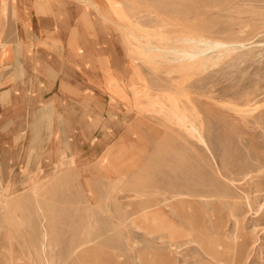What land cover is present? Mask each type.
<instances>
[{"label":"rangeland","instance_id":"rangeland-1","mask_svg":"<svg viewBox=\"0 0 264 264\" xmlns=\"http://www.w3.org/2000/svg\"><path fill=\"white\" fill-rule=\"evenodd\" d=\"M67 1L81 8L72 18L74 26L88 34L87 41L100 42L98 52L72 53V67L65 74L73 82L94 77L100 84L85 86V91L73 85L68 91L73 108L81 103L87 108L85 118H71V140L78 147H52L59 135L58 125L52 127L53 121L58 124L55 110L29 112L22 134H13L10 141L6 130L16 126L3 127L0 264H45L44 236L54 264H69V252L77 244L98 242L112 255L113 264H138L128 235L137 234V249L155 248L159 242H152L143 228L127 224L132 202L162 198L172 189L210 193V202L222 210L238 200L236 210L250 232L254 223L264 222V216L259 217L264 197L258 198V207L239 188L242 180L230 181L256 154L264 161V0ZM180 35L224 41L230 49L181 58L173 50L190 49L192 42ZM3 43L0 37V50ZM3 56L0 53V75L11 70ZM169 109L178 114L181 110L192 122L196 119L208 146ZM58 119L63 129V118ZM84 119L87 123L81 124ZM126 155L134 162L115 172ZM260 226L252 233L256 245L246 264H264ZM193 256L190 251L188 260Z\"/></svg>","mask_w":264,"mask_h":264},{"label":"bare ground","instance_id":"bare-ground-1","mask_svg":"<svg viewBox=\"0 0 264 264\" xmlns=\"http://www.w3.org/2000/svg\"><path fill=\"white\" fill-rule=\"evenodd\" d=\"M193 5L196 6L197 4H193ZM231 7H235V5ZM235 17L237 16L235 15ZM255 21L257 22V20ZM233 28L235 27L233 26ZM244 29H247V28L244 27L243 30ZM180 36L181 38L183 37L182 41L192 42V46L190 49L185 48L182 50L180 49L173 50L181 58L193 57L200 53L203 54V56H206L207 53L212 54V52L216 48L223 49L224 52L229 51L230 49L228 43L224 41L206 39L200 35H194V36L185 35L186 37H184V35L183 36L180 35ZM238 46H241V45H238ZM235 51H238V50H235ZM236 54L237 52L235 53V55ZM226 57L227 56H225V58ZM240 57L238 58L239 59L243 58V57L241 58ZM238 62H240V60ZM227 64L229 65L231 63L228 62ZM106 73H109L111 76H114V74L111 73L110 70L108 69ZM237 85L239 87L238 83ZM237 105L238 104H236L235 106ZM169 111L171 110L169 109ZM241 111H245V109H242ZM176 112L177 111H175L174 113L172 112V114H174L172 116H175L180 124H182L189 132H191L195 137H197L199 139V142L203 146H208L206 143V140H204V137L199 127H197L195 124L196 119L195 121L192 122L190 121L191 119L187 120L186 115L181 113V110L179 114ZM102 160L104 161V159ZM120 162L121 164L119 163V166L121 169L115 171L117 173H121L125 171L126 165L134 161L130 156L126 155L123 157V159ZM112 168L114 167L112 166ZM240 180H242L243 183H241L240 185L238 184L237 185L241 189L242 193L246 196L248 201L252 203L257 202L256 205L257 206L260 205L258 198L260 196L264 197V161H262L261 157L258 154L255 155L250 165L244 167L243 169H240L237 175H233L230 177L231 183L240 181ZM210 196H212L210 193H198V192L183 191L181 189H172V191H170L168 194H164L162 198L152 199V198L142 197V198L134 199V201L132 202L133 210L129 213L127 217V222H128L127 224L134 226V227L143 228L145 233L151 234L150 237L151 239H153L152 242L154 243L159 242V245L156 246L155 248H142V249L138 248L137 249L138 246L136 245V242H135L137 240L135 239V236H137V234L128 235V239H130L129 245L131 247V250L134 251L135 253V257L137 258L138 264H177V263H180V264H246L248 262L247 259L249 258V254L251 253L250 252L251 247L256 245L255 244L256 239L253 238L252 233L256 230L258 226L260 225L264 226V222L258 221L257 223H254L252 227L253 231L250 232L249 230H247L246 221H244V219H241L240 217L242 212L241 211L237 212L236 210L237 206H239V203L237 202L238 200L228 202L229 199L227 198L226 202L229 203V206L225 210H222L215 203L210 202V199H209ZM217 199H219V197H217ZM209 203H211V205H209V208L207 209L203 208V206H207ZM261 206H262V203H261ZM252 208H254V206ZM255 210H257V207ZM262 216H264V211H262V213L260 214L259 216L260 219ZM98 237L99 236H96L95 239ZM45 238L46 237L44 236V239L41 241L42 252L45 253V255L47 256V260L45 264H54L50 258L51 248L49 246V243L45 241ZM257 238H258V234H257ZM94 240L93 242H95ZM190 251H192L194 254L193 256L194 260L192 261L188 260V255ZM69 256L71 257L69 264H113V262H111L112 255L111 254L107 255L102 250V247L100 246L99 242L95 244H92V243L77 244L73 249L70 250ZM1 262H3L2 258H1ZM5 262L6 261H4L3 264H5ZM12 263H13V260H12ZM251 264H252V261H251Z\"/></svg>","mask_w":264,"mask_h":264},{"label":"crops","instance_id":"crops-1","mask_svg":"<svg viewBox=\"0 0 264 264\" xmlns=\"http://www.w3.org/2000/svg\"><path fill=\"white\" fill-rule=\"evenodd\" d=\"M80 11L78 4L67 0H0V37L5 41L0 53L4 55V64L11 68L8 73L0 75V133H3L5 125L16 126L9 132L6 130L8 141L13 139V134H22L29 112L35 115L37 110L38 114L44 110H55L58 124L53 121L52 127L54 129V124L58 125L59 135L52 147H78L76 140H71V118H85L87 108L86 103L73 108L72 95L68 91L73 85L79 86L76 90L85 91V86L93 88V85L100 84L94 77H79L73 82L65 74L72 67V53L87 54L99 50L100 38L89 42L86 39L88 34L80 25L74 26L72 18ZM88 79L92 82H87ZM79 95L81 100L86 98L84 94ZM60 116L64 122L63 129L61 119H58ZM80 123L87 121L84 119ZM63 131L65 134L61 135ZM44 133L41 128L40 137ZM78 139L80 143L81 137Z\"/></svg>","mask_w":264,"mask_h":264}]
</instances>
